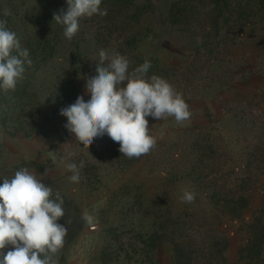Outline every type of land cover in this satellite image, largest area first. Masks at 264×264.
<instances>
[{
	"label": "rangeland",
	"instance_id": "374dc122",
	"mask_svg": "<svg viewBox=\"0 0 264 264\" xmlns=\"http://www.w3.org/2000/svg\"><path fill=\"white\" fill-rule=\"evenodd\" d=\"M67 7L0 0L32 60L15 91L0 90V183L48 170L42 182L71 203L59 264H264V0H102L107 15L82 18L71 40L53 21ZM101 50L129 72L150 61L147 77L189 106L182 123L147 117V155L123 156L107 134L85 148L64 127L60 109L90 99Z\"/></svg>",
	"mask_w": 264,
	"mask_h": 264
},
{
	"label": "clouds",
	"instance_id": "9594fccd",
	"mask_svg": "<svg viewBox=\"0 0 264 264\" xmlns=\"http://www.w3.org/2000/svg\"><path fill=\"white\" fill-rule=\"evenodd\" d=\"M102 0H67V10L53 14V21L64 28V36L71 40L80 30L81 19L95 14L107 15ZM4 15H10L5 9ZM6 20H0V90L15 91L24 78L25 65L31 66L29 50L22 47L16 32ZM96 75L86 80L85 90L90 99L78 96L75 103L60 109L67 118L64 127L77 143L89 148L97 137L107 134L120 145L119 151L127 158L147 155L156 146L150 135L147 117L162 120L174 117L177 123L190 118L188 104L181 94L164 78L147 77L151 62L129 72V60L114 53L110 58L105 50L99 52ZM105 61H109L105 66ZM124 84V86H121ZM70 145V143L64 144ZM74 153L69 152L70 158ZM94 158V157H93ZM73 183L80 181V168L72 162L61 161ZM82 167V165H81ZM27 168L17 170L12 178L0 183V264H59L58 253L64 246L67 227L58 221L64 217L63 199ZM159 195V194H158ZM194 191H184L181 202L192 203ZM82 219L93 225L87 212ZM9 245L11 249L4 251Z\"/></svg>",
	"mask_w": 264,
	"mask_h": 264
},
{
	"label": "trees",
	"instance_id": "16d2710c",
	"mask_svg": "<svg viewBox=\"0 0 264 264\" xmlns=\"http://www.w3.org/2000/svg\"><path fill=\"white\" fill-rule=\"evenodd\" d=\"M60 194V193H59ZM56 193L53 192V198H55ZM60 196L62 197L64 203H63V209H64V213L67 215L68 212H70L71 207H70V201L67 200L63 195L60 194Z\"/></svg>",
	"mask_w": 264,
	"mask_h": 264
}]
</instances>
